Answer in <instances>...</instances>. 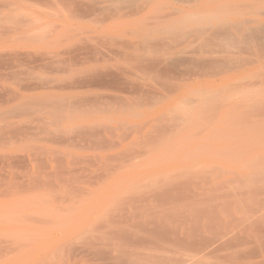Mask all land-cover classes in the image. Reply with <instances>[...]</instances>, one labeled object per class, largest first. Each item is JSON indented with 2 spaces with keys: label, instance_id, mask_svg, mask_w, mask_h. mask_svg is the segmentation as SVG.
Here are the masks:
<instances>
[{
  "label": "bare ground",
  "instance_id": "6f19581e",
  "mask_svg": "<svg viewBox=\"0 0 264 264\" xmlns=\"http://www.w3.org/2000/svg\"><path fill=\"white\" fill-rule=\"evenodd\" d=\"M263 144L264 0H0V264H264Z\"/></svg>",
  "mask_w": 264,
  "mask_h": 264
},
{
  "label": "rangeland",
  "instance_id": "374dc122",
  "mask_svg": "<svg viewBox=\"0 0 264 264\" xmlns=\"http://www.w3.org/2000/svg\"><path fill=\"white\" fill-rule=\"evenodd\" d=\"M250 2V1H249ZM251 2H253V1H251ZM166 8H168V7H166ZM230 143V142H229ZM231 144V143H230ZM264 145V144H263Z\"/></svg>",
  "mask_w": 264,
  "mask_h": 264
}]
</instances>
